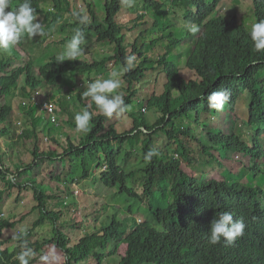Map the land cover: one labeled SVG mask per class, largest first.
I'll return each instance as SVG.
<instances>
[{
  "label": "trees",
  "instance_id": "obj_1",
  "mask_svg": "<svg viewBox=\"0 0 264 264\" xmlns=\"http://www.w3.org/2000/svg\"><path fill=\"white\" fill-rule=\"evenodd\" d=\"M179 1L183 0L132 2L105 0V18L101 21L87 3L90 22L86 25L79 24L72 15L81 11L71 10L70 0H31V3L36 9L37 16H41L42 20L50 15L71 12L73 20L60 25L63 30L68 27L74 28L70 35L63 38L64 42L70 40L75 30L79 28L83 35L94 31L98 42L114 45L112 55L102 59L93 57L92 60L85 61L81 57L72 62L57 61L59 69L51 71L55 80H59L68 70L87 75L99 73L105 70L110 60L124 68L126 57L137 54V57L142 56L140 64L129 71H124V80L127 82V89L130 90L135 83L145 80L148 68L144 66V62H148V57L144 56V49L148 45H155L157 41H161L162 44L164 37L159 35L149 42L139 43V36L146 32L143 30L132 42L126 41L125 33L115 21V15L122 8L121 3L131 9L140 7L141 10L153 15L164 9L168 2L176 5ZM20 2L21 0H11L13 5ZM187 2L188 7L182 16L183 20L190 24V28L185 32L182 28V37H174L171 33L167 35L168 40L162 44L165 53L157 61L166 77L163 91L145 100V109L157 111L155 122L149 124L145 112L132 113L129 115L132 118V128L117 132L112 125L106 126L111 117L100 113L94 102L80 93L77 100L92 113V120L88 130L82 132L83 137L79 143L73 145L68 141L63 153L57 155L62 158L65 154L83 157L100 153L94 168L101 169L99 182L108 188L118 186L117 194L141 202L147 214L144 221L134 220L126 226L115 212L109 222L101 225L100 233L85 234L78 243L70 247L68 237L57 225L60 212L49 210L45 206V201L49 197L44 196L42 185L30 178L17 183L8 176L12 174L20 176L33 166H38L39 159L53 161L55 157L46 152L38 153L37 144L32 150L33 160L27 165H18L17 173H10L0 154V180L5 186L35 187L33 196L37 202L35 208L38 209L39 216L33 226H39L45 221L52 224V238L44 239L42 243L36 241L34 243L36 249L44 243L54 244L66 254L65 264L72 262L78 264L89 257L94 258L95 264H103L105 254L102 250L109 244H114V249L108 253L109 255L117 252L121 245H126L125 253L116 264H264V188L256 183L242 181L240 179L242 173L234 180L228 177L221 180L205 179L188 174L182 168L184 162L193 160L189 149L192 144H196L200 152L207 156H213L212 152L216 151L219 158L227 159L233 152L242 153L249 158V164L244 165V175L251 171L254 174L253 178L259 174L264 175V139L260 138L264 137V50L257 51L250 37L252 25L264 20V0L248 1L252 6L250 10L253 17L248 16L247 20L242 18L244 21L237 19V9L236 12L223 10L217 14V6L222 0ZM169 19V23H164L163 28L170 26L168 29H173L174 24ZM156 26L157 23L154 21L151 28ZM192 28L196 31H192ZM25 38L27 36L22 38L17 46H21ZM57 57L51 55L50 59L57 60ZM19 58L21 55L15 47L7 51L0 50V96L6 100L0 108V124H5L0 131L2 133L8 131L6 124L10 122L12 98L25 94L33 98L38 91L42 100L48 99L47 89H44L47 86H43L45 82L34 75L32 59L8 71L12 67L10 62ZM181 62L183 68L196 74V79L187 81L180 75ZM151 68L156 70L158 66ZM14 74L24 76V85H18L17 79L6 81L9 75ZM217 91H225L229 96L222 110L212 109L208 105L207 96ZM243 92L249 96L248 124L253 128L255 135H247V139L243 140L236 133L223 132L219 125L217 129L212 130L210 121L204 120V116L220 117L223 110L231 111ZM136 93L137 88H134L130 94L123 97L127 105L132 102L131 99ZM86 101H89L90 105ZM93 110L98 112L95 113ZM31 133L36 143L44 136L43 132L34 131V125L32 130L26 129L22 135L28 136ZM160 133L174 148L168 149L169 151L155 148L154 136ZM40 134L43 136H39ZM138 134L144 135L140 153L125 149L127 141H131L132 146ZM50 138L59 144L56 137ZM151 150L157 155L150 160L146 159V154ZM133 159H139V166L129 169ZM83 172L87 177L88 173ZM138 172L140 175L136 179L142 189L141 193L136 192L134 185L129 186L130 180ZM227 173L229 172H226L225 176ZM74 182V174L71 172L66 182L69 183L67 193L71 192ZM2 193L0 191V196ZM51 199H54L53 196ZM224 211L231 212L235 219L243 220L245 224L243 235L231 244H226L223 239L218 244H210L208 236L211 222ZM13 224L7 220H0V236L3 228ZM29 234L30 231L22 235L20 241L29 237ZM17 256L14 251L0 250V264H19Z\"/></svg>",
  "mask_w": 264,
  "mask_h": 264
},
{
  "label": "rangeland",
  "instance_id": "obj_2",
  "mask_svg": "<svg viewBox=\"0 0 264 264\" xmlns=\"http://www.w3.org/2000/svg\"><path fill=\"white\" fill-rule=\"evenodd\" d=\"M70 1L71 10L76 8L89 15L87 9V3H89L90 7L98 15L97 17L104 15L103 2L105 0ZM130 1L132 2L133 0ZM248 1L222 0L217 6V14H220L223 10L226 12H236L235 9H237V19L240 21L247 20L248 16L253 17V12L250 10L252 6L248 4ZM138 4L140 5L141 2L139 1ZM171 4L168 2L164 6V9L151 15L145 10H141L140 7L131 9V7L128 8L126 4L122 3V9L116 15V21L122 27V31H124L126 41L132 42L133 38L143 30H146V32L143 36H139V43L143 41L149 42L150 39L159 37V35H163L164 43L168 40L167 35L169 33L174 37H182V28H184L183 32L190 28V24L185 22L182 16L183 11L188 7V2L187 0H183L177 2L176 5ZM193 8L194 10L196 9V7ZM167 11L168 14H166ZM37 18L43 25L45 34L34 38H25L21 47L17 48L21 58L17 61L13 60L14 62H10L12 67L8 71L10 72V69L22 65L28 59L33 60L34 75L45 82L43 86H47L44 89H47L48 98L56 103L57 110L55 115L58 124H52L50 119L46 117L47 115L35 109V102L29 104L30 99L26 94L17 95L10 101L12 111L9 116L10 122L6 124L8 131L0 132V154H2L3 163L9 167L10 173H17L18 165H27L33 160L32 150L37 144L38 153L46 152L55 157L53 161L39 159L38 166H33L31 170L20 176L18 174L8 176L17 183L30 178L37 181V184L40 183L42 185L41 189L44 192V196L49 197L45 201V206L49 210L60 212L57 225L68 237V246L71 247L78 243L80 238L85 234L100 233L101 225L104 222H109L115 212L117 213L118 219L123 221L126 226H129L134 220L136 222H142L147 216L145 208H143L141 202L137 199L117 194L118 186L108 188L99 182L98 177L101 169L95 170L94 168L100 153L89 154L83 157L65 154L63 156L64 159L63 157H57V155L63 153L68 141H71L73 145H77L83 137L82 131L77 130L74 120L77 112L86 109L77 100L78 95L86 90V86L90 81L92 82L97 78H107L111 72L118 71L121 73L119 77L121 87L117 90L118 93L124 97L130 94V91L134 88H137V93L132 97L129 110L119 115L113 114L109 122L106 123V126L109 127V125H112L117 132L127 131L132 128V118L129 115L138 112H145L149 119V124H153L157 119V111L155 109H145V100L151 95L159 94L163 91L166 77L157 61L165 52L161 41H157L155 45H148L144 49V56L148 57V62H144V66L148 68L146 77L144 78L145 80L137 84L135 83L130 90L127 89V82L123 78V67L118 64L116 65L114 60L108 62L105 70L102 72L87 75L79 72L73 73L68 70L59 80H55L51 75V71L58 68V63L55 59H50V57L51 55L59 56L65 50V46L69 40L64 42L63 38L70 35V31L74 28L68 27L63 30L60 28V25L69 23L71 19L73 20V16L70 13H59L55 16L50 15L44 18V20H42L41 16H37ZM168 19L173 22V29H168L170 26L163 28L164 23H169ZM154 21L157 23V26L151 28ZM113 47L114 45L111 43L98 42L94 32L91 31L84 34V43L81 45L83 52L78 59L81 57L85 61H90L93 57L102 59L103 57L112 55ZM133 55L136 57L133 62L134 66L140 64L142 56L137 57V54ZM68 61L72 62L73 60ZM152 66H158V68L153 70L151 68ZM179 70L180 75L185 80L196 79V74L191 70L183 68V63L180 65ZM12 79H17L18 85L20 86L24 85L23 75H9L6 81ZM69 90H76L77 92L70 95L68 100L66 96L73 92H69ZM27 91L31 92L30 89H27ZM40 99V97L35 96L33 101H39ZM248 101V93L243 92L238 103L231 111L226 112L223 110L219 115L220 117L215 115L209 118V115H205L203 119L210 121V128L212 130L217 129L219 125V128L223 132L236 133L241 139L246 140L247 135H255L253 128L248 124ZM4 103H6V100L3 96H0V108ZM86 103L90 105L89 101H86ZM93 111L95 113L98 112ZM33 125L35 132L44 133V136L42 134L39 135L43 136L39 143L35 142L32 133L28 136L22 135L26 129L32 130ZM4 126V123L0 124V131ZM52 136L54 138L56 137L59 144L51 141L50 137ZM256 137L258 136L256 135ZM143 138L144 135L138 134V138L133 141L132 146H130L131 141H127L125 149H132L134 152L140 153L141 140ZM260 138L264 139L263 136H260ZM154 146L162 151H169L168 149L174 148L161 133L154 136ZM196 146V144H192L189 149V154L193 160L182 164L183 170L188 174L205 179L214 178L221 180L228 177L234 180L242 173L243 176L240 177L242 181L256 183L264 188V175L259 174L256 178H253L254 174L252 171L245 174L246 176L244 175V167L249 164V158L247 156L239 152H233L230 158L224 159V157L219 158L216 151L212 152L213 156H207L201 153L200 149ZM82 161L85 162L82 163ZM139 163V159H133V164L129 169L139 166ZM83 171L88 173L87 177L83 175ZM71 172L74 174L76 185L72 186L71 192H68V194L69 183L66 182ZM226 172L229 173L225 176ZM139 175L140 172L129 183V186L134 185L136 187L137 193H141L142 191L136 179ZM28 186H12L11 188L5 186L4 182L0 180V191L3 192L0 196V220H7L10 223H14L9 227L3 228L1 239L5 240V243L1 248H7L9 251H14L18 254L22 251V245L26 243L27 247L31 248L35 253L30 258L29 264H65L66 254L54 244L44 243L38 249L34 246L36 241L42 243L44 239L52 238L53 227L49 221H45L39 226H33V223L39 216V211L35 208L37 204L33 196L35 187L30 188ZM52 196L54 199H51ZM128 205L130 206L129 209L127 208ZM29 231V237L20 241V237L29 233ZM113 245L109 244L102 250L105 254L103 264H116L119 258L125 253L126 245H121L117 252L109 255L108 253L114 249ZM45 257L47 259H44ZM72 264L77 263L72 262ZM78 264H95V260L89 257Z\"/></svg>",
  "mask_w": 264,
  "mask_h": 264
},
{
  "label": "clouds",
  "instance_id": "obj_3",
  "mask_svg": "<svg viewBox=\"0 0 264 264\" xmlns=\"http://www.w3.org/2000/svg\"><path fill=\"white\" fill-rule=\"evenodd\" d=\"M103 6H104V2H103ZM73 10L79 11L76 8H74ZM63 13L66 14V12ZM72 15L81 25H86L87 23L90 22L89 15H87L86 12H82V11L74 12ZM116 15H115V21H116ZM98 18L100 19V21L101 19L105 18V10H104V15ZM191 30L196 31L195 28H192ZM122 32L124 33V31ZM44 34H45L44 27L37 18V12L36 9L32 6L31 0H21V2L18 5H13L11 3V0H0V50L7 51L12 49L13 47H15L17 50V48L21 47V46H17V44L25 36L29 38H34L37 36H43ZM250 37L257 51L264 50V20L256 22L252 25L250 30ZM83 43H84L83 32L79 28H77L74 34L72 35L71 39L69 40V42L66 44L65 50L63 51L62 54H60L57 57L56 61L63 62L65 60H76L83 52V49L81 48V45ZM129 49L128 52L130 53L131 49L130 51ZM135 59L136 57L134 55H130L126 57L125 67L122 69V71L126 72L131 70V68L134 66L133 62L135 61ZM120 74L121 73L118 71H113L108 75L107 78H97L95 80L92 79L93 81L92 82L90 81L87 84L86 90L81 92L84 97L90 98L91 101L94 102L96 107L99 109L100 113H102L106 117H112L113 114L119 115L120 113H123L129 110L130 108L129 104L127 105L125 103L123 96L119 94L117 91L121 87L120 79H119ZM69 92L72 93H69L66 96V99L70 98V95L76 93L77 91L69 90ZM35 94H36L35 96L41 98L40 94H38V91ZM35 96H33V98L29 97L30 99L29 104L35 102L34 108L38 109L43 114L47 115L46 117L50 119V122L52 124L57 125L58 122H57V117L55 115L57 110L56 103L49 98L45 100H42L41 98L39 101L38 100L33 101ZM228 98L229 96L227 92L217 91L210 93L207 96V101L210 108L215 110H222ZM45 104H52L53 112H50L45 107ZM53 118L54 120H52ZM74 120L77 130L86 132L92 120V113L87 109L82 110L75 114ZM155 155H157V153L154 150H151L146 154L145 158L150 160ZM103 169L104 167L102 168V170ZM73 185L74 186L76 185V181L72 184V186ZM244 229H245V224L243 220L235 219L231 212L224 211L220 213L218 218L214 219L211 222L208 241L210 244L215 245L220 243L221 240L223 239V241L226 244H231L236 240V238L243 235ZM0 240L2 241V244L0 245V250L2 251L4 249H2L1 246L5 243V240L1 239V236H0ZM15 254L18 255L17 259L19 260V264H29L30 258L35 255L34 251L31 248L27 247L26 243L22 245V251L18 254L17 253ZM44 259L47 258L45 257Z\"/></svg>",
  "mask_w": 264,
  "mask_h": 264
},
{
  "label": "built area",
  "instance_id": "obj_4",
  "mask_svg": "<svg viewBox=\"0 0 264 264\" xmlns=\"http://www.w3.org/2000/svg\"><path fill=\"white\" fill-rule=\"evenodd\" d=\"M45 107H46L50 112H53V105H52V104H45ZM52 120H54V118H53Z\"/></svg>",
  "mask_w": 264,
  "mask_h": 264
}]
</instances>
